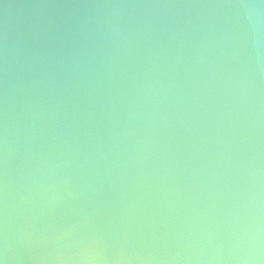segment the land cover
Masks as SVG:
<instances>
[{
    "label": "water",
    "instance_id": "1",
    "mask_svg": "<svg viewBox=\"0 0 264 264\" xmlns=\"http://www.w3.org/2000/svg\"><path fill=\"white\" fill-rule=\"evenodd\" d=\"M2 264H264V0H0Z\"/></svg>",
    "mask_w": 264,
    "mask_h": 264
},
{
    "label": "snow or ice",
    "instance_id": "2",
    "mask_svg": "<svg viewBox=\"0 0 264 264\" xmlns=\"http://www.w3.org/2000/svg\"><path fill=\"white\" fill-rule=\"evenodd\" d=\"M0 264H2V262H0Z\"/></svg>",
    "mask_w": 264,
    "mask_h": 264
}]
</instances>
